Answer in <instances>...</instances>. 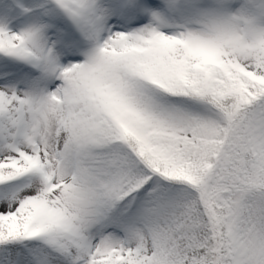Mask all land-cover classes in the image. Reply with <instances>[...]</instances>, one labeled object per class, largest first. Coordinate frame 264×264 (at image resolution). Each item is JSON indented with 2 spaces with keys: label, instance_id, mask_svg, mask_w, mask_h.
Wrapping results in <instances>:
<instances>
[{
  "label": "snow or ice",
  "instance_id": "obj_1",
  "mask_svg": "<svg viewBox=\"0 0 264 264\" xmlns=\"http://www.w3.org/2000/svg\"><path fill=\"white\" fill-rule=\"evenodd\" d=\"M0 264H264V0H0Z\"/></svg>",
  "mask_w": 264,
  "mask_h": 264
}]
</instances>
